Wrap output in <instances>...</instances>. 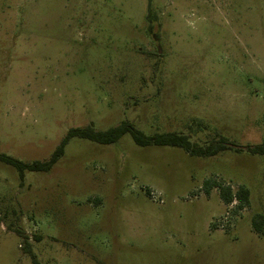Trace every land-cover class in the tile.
<instances>
[{"label":"rangeland","instance_id":"rangeland-1","mask_svg":"<svg viewBox=\"0 0 264 264\" xmlns=\"http://www.w3.org/2000/svg\"><path fill=\"white\" fill-rule=\"evenodd\" d=\"M122 121L209 153L125 133L72 137L22 181L0 162V264H32L17 229L39 264H264L247 148L264 144V0H0V153L44 161L69 128ZM239 187L244 207L225 204Z\"/></svg>","mask_w":264,"mask_h":264},{"label":"trees","instance_id":"trees-1","mask_svg":"<svg viewBox=\"0 0 264 264\" xmlns=\"http://www.w3.org/2000/svg\"><path fill=\"white\" fill-rule=\"evenodd\" d=\"M129 133L133 139V141L140 145L146 146L150 144L154 145H167V146H178L183 148L189 154L192 155H201L209 153L207 148H201L197 145H192L187 136L177 135L173 132H167L162 134L155 135H145L137 128L133 126L132 123L128 121H122L116 126L109 127L105 130H95L91 125H87L84 127H71L69 128L63 137L60 139L57 146L54 148L50 156L44 161H32V162H23L16 158H13L5 153H0V162L5 163L14 167L17 170L18 177L22 181L24 178L25 171H48L57 160L63 155L64 146L67 144L70 138L78 137L83 139H88L90 141L100 143V144H110L116 142L123 134ZM231 145L221 143V147ZM220 147V148H221ZM250 151L254 153L264 154V144L254 145L247 147ZM220 195L225 204H228L234 198L237 199L238 204L237 207H244L248 199V190L239 187L235 192H231L230 188L227 191L220 189ZM252 225L253 229L258 233H264V217L260 214H255L252 217ZM17 235L23 240L24 243V251L28 254L30 261L32 264H39L35 254L31 249L30 243L27 242L26 237L22 235L20 230H15Z\"/></svg>","mask_w":264,"mask_h":264},{"label":"flooded vegetation","instance_id":"flooded-vegetation-1","mask_svg":"<svg viewBox=\"0 0 264 264\" xmlns=\"http://www.w3.org/2000/svg\"><path fill=\"white\" fill-rule=\"evenodd\" d=\"M153 40H156V37H154V35L152 36Z\"/></svg>","mask_w":264,"mask_h":264},{"label":"built area","instance_id":"built-area-1","mask_svg":"<svg viewBox=\"0 0 264 264\" xmlns=\"http://www.w3.org/2000/svg\"><path fill=\"white\" fill-rule=\"evenodd\" d=\"M234 200H235V198H234Z\"/></svg>","mask_w":264,"mask_h":264}]
</instances>
